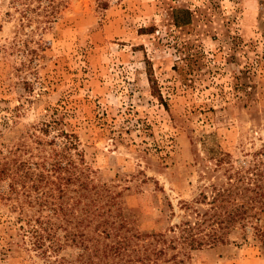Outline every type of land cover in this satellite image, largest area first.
Instances as JSON below:
<instances>
[{"label":"rangeland","instance_id":"1","mask_svg":"<svg viewBox=\"0 0 264 264\" xmlns=\"http://www.w3.org/2000/svg\"><path fill=\"white\" fill-rule=\"evenodd\" d=\"M205 136L237 158L264 142V0H0V264H41L27 222L79 193L163 232ZM189 255L264 264L251 238Z\"/></svg>","mask_w":264,"mask_h":264},{"label":"trees","instance_id":"2","mask_svg":"<svg viewBox=\"0 0 264 264\" xmlns=\"http://www.w3.org/2000/svg\"><path fill=\"white\" fill-rule=\"evenodd\" d=\"M183 11L186 19L176 25L190 24V11ZM178 70L189 80L193 66ZM149 81L156 93L154 79L149 76ZM157 96L167 106L162 95ZM258 153L264 154V142L251 157L237 158L203 137L196 153L201 166L197 189L190 199L180 201L178 219L163 232L142 233L121 211L101 209L93 197L83 202L80 195L86 193L71 202H43L49 212L27 222L26 232L43 258L41 264H188L189 250L242 244L249 238L264 249V162ZM60 163L56 161L54 170H60ZM76 179L72 173L65 177ZM63 184L56 183L62 192ZM79 185L87 188L89 182ZM67 248L71 252L62 253Z\"/></svg>","mask_w":264,"mask_h":264}]
</instances>
